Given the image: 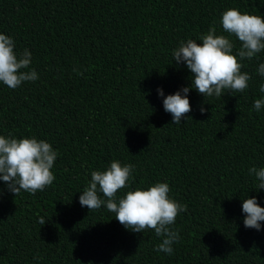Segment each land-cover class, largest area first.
Returning a JSON list of instances; mask_svg holds the SVG:
<instances>
[{
	"label": "trees",
	"instance_id": "16d2710c",
	"mask_svg": "<svg viewBox=\"0 0 264 264\" xmlns=\"http://www.w3.org/2000/svg\"><path fill=\"white\" fill-rule=\"evenodd\" d=\"M229 8L264 18V0H0V33L18 56L31 52L27 70L39 77L15 89L0 82V135L57 152L43 191L15 196L0 180V264H264V221L246 228L242 211L253 196L264 207L249 172L264 167V106L253 107L264 99V50L237 55L248 87L219 98L191 87L172 55L181 41L202 43L213 24L237 54L241 42L220 23ZM183 87L191 111L173 124L157 89L166 97ZM113 160L135 166L117 200L166 182L187 206L170 225L180 236L171 255L154 250V230L125 228L106 205L81 206L91 172Z\"/></svg>",
	"mask_w": 264,
	"mask_h": 264
},
{
	"label": "clouds",
	"instance_id": "9594fccd",
	"mask_svg": "<svg viewBox=\"0 0 264 264\" xmlns=\"http://www.w3.org/2000/svg\"><path fill=\"white\" fill-rule=\"evenodd\" d=\"M223 32L234 35L241 42L237 54H233L234 44L228 36L217 34L215 24L202 34L199 39L181 41L173 50L174 61L184 62L192 74V84L203 96L221 97L224 90L243 92L251 79L247 72H242V64L238 61L245 58L251 60L261 50H264V18L259 15L241 13L236 8H229L222 13ZM31 52L25 49L17 55L14 51V40L11 36L0 33V82L10 89L19 87L25 81L37 80L38 74L29 69ZM257 72L264 77V63H260ZM163 98L164 110L172 115V123L180 124L185 114L191 111L188 98L189 87H183L174 94L166 97L162 88L157 89ZM259 91L264 93V84ZM183 93V94H182ZM264 106V99L254 101V109L259 111ZM203 113L207 111L200 107ZM57 157V152L45 140L36 137L16 138L0 135V180H3L8 190L16 195L21 190L35 194L51 185L55 179L51 169ZM134 165L124 164L113 160L104 170L91 172L88 186L81 192L79 202L90 210L99 209L106 205L109 212L115 213V218L125 228L134 232L146 229L155 231L161 242L155 251H162L168 255L173 253V244L180 240L179 233L170 228L177 215L186 211L187 206L181 205L168 195L170 188L166 182H157L146 190L136 187L128 190L117 200V192L128 188V181L132 177ZM259 181L258 189H264V167H252ZM102 193L106 199H101ZM242 211L246 214L244 225L246 228L261 229L264 221V207H261L255 196L246 198L242 204ZM39 223L44 225L46 220L41 217Z\"/></svg>",
	"mask_w": 264,
	"mask_h": 264
}]
</instances>
